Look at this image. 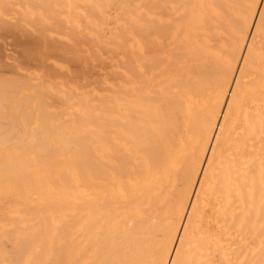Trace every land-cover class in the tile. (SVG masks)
<instances>
[{
  "label": "bare ground",
  "instance_id": "bare-ground-1",
  "mask_svg": "<svg viewBox=\"0 0 264 264\" xmlns=\"http://www.w3.org/2000/svg\"><path fill=\"white\" fill-rule=\"evenodd\" d=\"M0 264H264V0H0Z\"/></svg>",
  "mask_w": 264,
  "mask_h": 264
}]
</instances>
